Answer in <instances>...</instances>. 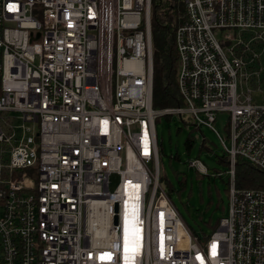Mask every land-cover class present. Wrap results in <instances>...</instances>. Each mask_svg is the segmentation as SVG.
Instances as JSON below:
<instances>
[{
	"label": "built area",
	"instance_id": "1",
	"mask_svg": "<svg viewBox=\"0 0 264 264\" xmlns=\"http://www.w3.org/2000/svg\"><path fill=\"white\" fill-rule=\"evenodd\" d=\"M151 14L152 0H0V264H264V185L235 183L237 158L264 174V0L170 1L165 108ZM172 114L228 156L225 214L204 237L159 183L155 121Z\"/></svg>",
	"mask_w": 264,
	"mask_h": 264
},
{
	"label": "rangeland",
	"instance_id": "2",
	"mask_svg": "<svg viewBox=\"0 0 264 264\" xmlns=\"http://www.w3.org/2000/svg\"><path fill=\"white\" fill-rule=\"evenodd\" d=\"M176 1L178 4L183 2ZM174 65L176 70V61ZM227 120L226 112H217L213 123L219 135L226 140ZM194 123L187 115L180 118L175 114L162 115L155 121L159 145V183L170 194L171 202L185 222L203 236L209 235L214 228L211 226L225 214L227 191L224 180L228 167L217 160V156L223 154V147L216 133L205 125L195 127ZM187 138L193 141L189 150L184 145ZM193 159H199L206 166L208 170L205 174L189 164ZM216 171L221 175H215ZM117 182V175H111L110 189ZM219 198L224 205L223 210L216 207V204H220Z\"/></svg>",
	"mask_w": 264,
	"mask_h": 264
},
{
	"label": "trees",
	"instance_id": "3",
	"mask_svg": "<svg viewBox=\"0 0 264 264\" xmlns=\"http://www.w3.org/2000/svg\"><path fill=\"white\" fill-rule=\"evenodd\" d=\"M173 0H152V14H151V29L153 41V106L156 108L171 107L177 104V93L175 87V68L174 64L176 57L170 39L167 36L165 24L166 8ZM181 5V4H180ZM193 141L187 138L184 142L185 147L189 150ZM159 146V145H158ZM177 157V156H176ZM178 158V157H177ZM217 160L228 167V156L223 151V154L217 156ZM215 169V168H214ZM185 182V178H183ZM235 183L239 187H256L264 185V174L257 168L249 165L246 161L237 158L235 164ZM225 189L228 193V178L224 180ZM170 196V194L168 193ZM220 204L216 207L224 209L222 200L219 198ZM226 207V206H225ZM218 221V219H217ZM217 221L214 226L216 227ZM192 232L199 237L196 230H194L188 223H186ZM213 228V229H214Z\"/></svg>",
	"mask_w": 264,
	"mask_h": 264
}]
</instances>
